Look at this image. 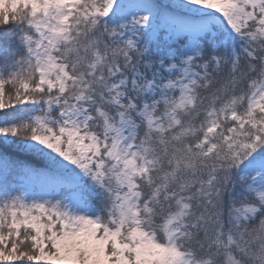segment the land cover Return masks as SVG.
I'll return each mask as SVG.
<instances>
[{"label": "snow or ice", "instance_id": "6c2138e0", "mask_svg": "<svg viewBox=\"0 0 264 264\" xmlns=\"http://www.w3.org/2000/svg\"><path fill=\"white\" fill-rule=\"evenodd\" d=\"M0 264H264V0H0Z\"/></svg>", "mask_w": 264, "mask_h": 264}]
</instances>
